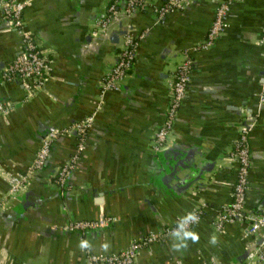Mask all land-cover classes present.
<instances>
[{
  "label": "crops",
  "instance_id": "obj_1",
  "mask_svg": "<svg viewBox=\"0 0 264 264\" xmlns=\"http://www.w3.org/2000/svg\"><path fill=\"white\" fill-rule=\"evenodd\" d=\"M217 2L194 0L160 22L151 8L131 17L120 13L99 35L92 25L107 15L110 0H32L25 8V26L47 60L46 83L26 103L20 81L0 85V102L12 106L0 115V264H88L86 251L119 253L198 207H205L199 223L141 250L133 264H246L245 253L260 239L247 236L244 222L222 232L213 224L231 202L236 164L230 154L248 114L256 122L245 211L264 215V106H258L264 0L236 1L224 34L192 54L194 70L167 144L160 153L151 150L172 76L185 50L205 40ZM126 33L144 34L134 66L119 92L100 94ZM19 48L0 10V77ZM92 115L76 168L60 189L51 175L76 151L73 126ZM54 129L69 133L55 140L42 170L29 174L40 140ZM14 177L25 181L12 195ZM101 209L114 223L85 234L58 230L97 220Z\"/></svg>",
  "mask_w": 264,
  "mask_h": 264
},
{
  "label": "built area",
  "instance_id": "obj_2",
  "mask_svg": "<svg viewBox=\"0 0 264 264\" xmlns=\"http://www.w3.org/2000/svg\"><path fill=\"white\" fill-rule=\"evenodd\" d=\"M32 0L5 1L0 5L3 19L12 28L19 39V51L13 61L2 71L0 85L11 81H20L26 92L24 102H28L36 92L42 90L46 83L47 60L38 49L35 37L25 26L23 12L30 6ZM194 0H164L159 6H150L148 0H110L107 8V15L104 18L96 19L92 25V34L105 33L110 23L122 14L131 17L139 12L151 8L157 22H160L169 14L183 11ZM238 0H218L215 7L214 17L206 38L203 42L195 44L185 50L183 61L177 66L172 81L169 84L170 98L163 121L155 132L151 144L154 153H160L166 146L169 135L177 119L178 110L184 100L189 86L191 75L194 70L192 54L209 50L218 39L224 34L228 27V13L231 6ZM144 38V34L133 35L126 33L122 37V46L109 72L101 80L100 94L105 92H119L123 81L131 72L137 48ZM261 42H264V26L260 35ZM258 106H264V78L258 94ZM12 109L8 102H0V115H7ZM94 122V115L84 121L75 124L73 129L77 133V146L75 153L53 174L51 179L60 189H64L72 172L76 168L81 152L84 149L86 133ZM256 118L248 114L240 123L237 131V138L234 142L230 158L236 164L235 182L233 184L231 202L222 207L214 221V228L222 232L224 228L233 222H244L246 224L247 236L255 235L260 239V244L252 249L246 264H264V215L248 214L245 211L246 193L249 186L250 152L249 134L253 129ZM69 133V130H51L39 143L38 150L29 168V174H37L45 166L55 140ZM24 178H10V194L15 195L21 191ZM205 212V207H198L184 216L178 218L173 224L164 226L157 231L149 232L144 236L133 239L126 249L116 254H94L85 252L88 264H133L139 252L152 245L158 244L168 238L181 236L187 233L200 222ZM114 219L106 216L103 210L97 220H82L68 222L58 228L63 233L85 234L89 231L99 230L114 223ZM210 264H219L215 259Z\"/></svg>",
  "mask_w": 264,
  "mask_h": 264
},
{
  "label": "water",
  "instance_id": "obj_3",
  "mask_svg": "<svg viewBox=\"0 0 264 264\" xmlns=\"http://www.w3.org/2000/svg\"><path fill=\"white\" fill-rule=\"evenodd\" d=\"M49 131H51V130H49ZM48 131V132H49ZM261 208L264 210V200L261 202ZM251 250H248L246 253H245V257L249 254V252H250Z\"/></svg>",
  "mask_w": 264,
  "mask_h": 264
}]
</instances>
